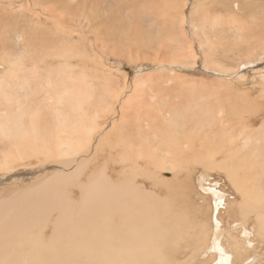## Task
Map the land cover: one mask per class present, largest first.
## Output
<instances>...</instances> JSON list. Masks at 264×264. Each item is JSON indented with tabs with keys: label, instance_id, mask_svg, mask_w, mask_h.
I'll list each match as a JSON object with an SVG mask.
<instances>
[{
	"label": "rangeland",
	"instance_id": "rangeland-1",
	"mask_svg": "<svg viewBox=\"0 0 264 264\" xmlns=\"http://www.w3.org/2000/svg\"><path fill=\"white\" fill-rule=\"evenodd\" d=\"M263 24L264 0H0V90L4 89L0 95L12 88L22 91L30 76H38L30 80L34 81L35 88L32 84L28 87L32 86L31 91L35 93L26 91L31 98L23 107L26 105L24 109H27L28 116L33 115L32 111L34 114L38 112L37 120L43 135L52 136V117L59 115L73 138L82 136L85 130L90 129L92 114L89 110L93 106L100 115L101 129L109 132L114 121L119 123L109 132V137L104 136L105 139L102 130L93 135L94 146L97 142L101 146L96 148L98 153L86 158L91 160L86 178L89 177L81 181L84 185H79L86 187V181L87 185L90 179L101 173L106 174L116 186L118 180L119 183L134 180V185H138L141 192L165 207L162 220L169 223V230L176 232L179 241L176 246L172 245L179 259L177 264H216L218 254L212 248L214 239L224 254L231 256L230 264H264ZM60 55L64 58L58 59ZM54 66L65 73L63 90L51 89L46 84V92L52 98L51 107L41 106L35 101V94L41 91L36 90L39 88L36 84L46 80L43 74ZM136 87L137 92H134ZM5 96L2 95L4 98L0 103V129L8 125L7 128H11L17 120L13 102L7 103ZM127 101H132L133 105H122ZM154 104L158 107L155 108ZM124 107L132 117L129 120L123 118L120 122L118 118L120 111L125 112ZM193 107L197 108L193 112L196 114L199 110L196 115L202 116H198L201 121L196 117L201 122L200 126L194 118L196 115L188 112ZM173 109L175 113L181 112L178 114L180 118H176L177 113ZM147 111L152 116L146 114ZM184 111L186 115L194 114L196 125L191 129L193 118L190 117L185 126L181 123L182 116H186L182 115ZM155 112H159V118ZM165 112L173 115L163 117ZM137 113L141 114L143 123L134 120ZM139 128H142L140 142L135 143L137 139H134L132 143L135 146L131 149L124 142L129 138L126 141L129 143L140 135ZM2 138L0 162L7 165L6 173L11 168L13 173L10 170L9 177L5 171H0V201L11 198L24 188L36 186L51 174L50 163L56 165L52 163L54 160L46 161L44 152L38 154L28 149H17L11 146L15 145L16 139L6 137L9 138L6 141ZM136 144H144L145 147L136 149ZM251 146L254 152L249 156ZM152 148L156 159L162 150L170 156L176 152L174 163L177 166L173 171L168 169V163L163 169L165 172L153 168L159 164L154 163L156 159H151ZM231 148L233 151L230 152L228 149ZM156 151H159L157 156ZM134 158L136 162L139 159L140 167L133 166ZM165 160H168L167 156ZM44 167L48 169L44 170ZM210 190L220 194V207L213 203ZM68 191L70 195L67 197L77 203L81 194L79 188L72 185ZM56 217L57 213L51 212L49 218L52 219L46 220L45 231L41 230L43 240L50 237L53 218ZM261 217L263 219L258 221Z\"/></svg>",
	"mask_w": 264,
	"mask_h": 264
},
{
	"label": "bare ground",
	"instance_id": "bare-ground-1",
	"mask_svg": "<svg viewBox=\"0 0 264 264\" xmlns=\"http://www.w3.org/2000/svg\"><path fill=\"white\" fill-rule=\"evenodd\" d=\"M172 4H173V6H175V1H173ZM215 15H213V16H215ZM210 24H212V22H210ZM210 24H209V26H211ZM224 42H225V40H224ZM202 44H203V42H202ZM63 58H64L63 55L58 56V59H63ZM57 64L58 63H55V65H57ZM52 65H53V62H51L50 66H52ZM35 67H37V65L34 66V68ZM31 71L33 72V70H31ZM11 73L13 74V72H11ZM39 73L40 72H38V74ZM43 73H45V72H43ZM59 73H61L62 75H58ZM12 74H11V77H12ZM33 75H35V74H33ZM43 76L46 80H41V83H39L40 85L36 84V87L39 86V88H36V90L40 89L41 91L39 92V90H38L37 91L38 95L35 94L37 96V99L35 101L38 102L39 105L44 104V105L50 106L49 103L51 102L52 98H51V95H49L46 92L47 91L45 89L46 84H47V86L49 85V87L51 89H52V87H55V89L62 91L63 90L62 82L66 76H65L64 72L58 71L56 69V66H54L51 70L48 69L47 72L45 74H43ZM30 77H31L30 78V80H31L32 78H34V77L37 78L38 76H33V77L30 76ZM36 78H35V80H36ZM30 80H29V82H27L25 84V87L23 88L22 91H17V90H14L12 88L11 90H8V91L5 90L8 92V94L5 91H4L5 94H2L4 96L6 95L5 97L9 99V100L6 99L5 100L6 102L12 100L14 106H12V105L11 106L13 107L12 108L13 113L14 114L17 113V120L15 121L14 124H13V122L11 123V124H13V126L11 128L10 127L7 128L9 126L8 125L6 128L4 127L5 129L4 128L0 129V135H1L0 138H2V136H3L5 139H6V137H9V138L12 137L11 138L12 140H13V138L16 139L15 145H11V146H16L17 149H23V150L28 149V150H31L32 152H36L38 154H43V152H44L45 157H46V161L54 160V162H52V163H55L56 165H52L50 163L49 171L51 172V174L44 177V179L41 180L39 183L37 182L38 184L36 186L34 185V186H31L30 188H27V189L24 188L25 190L23 189L21 191L15 192L11 198L0 201V264H177V262H179L178 261L179 259L176 258V249H174L172 247V245L176 246L179 241L177 242L176 232H171L169 230V228H170L169 223H166V222H164V220H162L163 219L162 214H164L166 211L165 207H162V205L159 203H158L159 204V206H158L155 198H150V197H148V195L146 193L141 192L140 187L138 185L137 186L134 185V183H133L134 180H131L129 182H128V180L127 181L125 180L124 182L119 183V180L116 179V180H118V183L120 184V185H118V183H117V186H116L115 184H113L111 181L108 180V178L106 177V174L101 173L100 175H95L94 178L90 179L87 185H86V183H87V181H86V183H85L86 187L79 185V184H81V181L83 179H87L89 177L88 176L86 178V176L88 174V170L91 169L89 167V163L91 160L86 159V158H88V156H90L92 154L98 153L99 149H96V148L98 146H101V145H99V142H97V144L94 146V143H93L94 136L93 135L102 130L101 131L102 137H103V139H105L104 136L105 137L108 136V134L112 130V128L116 129L115 125L119 124V123L114 121L110 125L109 132L106 131V129H104V128L101 129L102 124H100L99 123L100 121H98L100 118V115L98 113L97 108L95 106H93L92 110H89L92 114V119H90V124H89L90 129L85 130L82 136H78L77 138H73L72 135L70 134V130L65 127L64 119L59 117V115L52 117V127H53L52 136L43 135V134H41V131H40L41 130V127L39 125L40 123L37 120V118H38L37 113L38 112H36V114H34L35 112L32 111L33 115H29L30 116L29 117L28 113L26 112L27 109H26V111L24 109V107H26V105H24V107H23V104H25L27 102L26 100H28V102H29V99L31 98L30 94L28 95L27 92L35 93L33 90L31 91L32 86H31V88L28 87L30 84H32L33 86L35 85L34 81L31 82ZM32 80H34V79H32ZM38 82H39V80H38ZM10 86H12V85H9V87ZM112 86H113V84H112ZM112 86L109 87V89H111ZM13 87H14V85H13ZM106 87H108V85H106ZM33 88H35V86ZM3 90L4 89H2V91ZM1 92H0V94H1ZM134 92H137V87H136V90ZM2 95H0V98H1L0 103H2V99L4 98V97H2ZM35 95H34V97H36ZM181 95H183V94L181 93ZM34 97H32V98H34ZM186 97H187V95H186ZM241 98H242V96H241ZM150 99H152V102H154L153 98H150ZM262 100H261V102H262ZM90 101H92V100H90ZM244 101H246V100H244ZM7 103H9V102H7ZM30 103H32V102H30ZM127 103L130 105H133L132 101H130V102L127 101L125 104L124 103L123 104L121 103V104L127 105ZM140 104H142V103H140ZM156 104H154V106ZM206 104H208V103H206ZM4 106H5V103H4ZM4 106H3V108H4ZM220 106H221V104H220ZM9 107H10V105L8 106V108ZM34 107L35 106H33V109H34ZM37 107H38V105H37ZM157 107L155 106V108H157ZM206 107H207V105H206ZM43 108H45V107L43 106ZM46 108H48V107H46ZM121 108H119V109H121ZM124 108L126 109L124 113H123L124 110L120 111V117H119L120 119L118 118V120H120V122L123 118L126 119V117H127V120H129L130 117H132V113L130 111H128L126 107H124ZM231 108H233V107H231ZM150 109L152 111H154L152 108H150ZM174 109H177V108L175 107ZM184 109L185 108L183 107V110ZM195 109H197V108H195ZM195 109L193 107L192 110L190 109L191 111L189 110L188 112L192 114L193 110L195 112ZM221 109H223V108H221ZM4 110H5V108H4ZM36 110H38V108ZM138 110H140V109H138ZM144 110H145V108H144ZM144 110H141V111L144 112ZM141 111H139V112H141ZM175 111L176 110H174V113H175ZM196 111L199 112V110H196ZM149 112L146 114L150 115ZM167 112L164 113L163 117H166L167 115H169ZM176 113L178 116V117L176 116V118H180L178 114L181 112H179V113L176 112ZM185 113H187V112L184 111V113H182V115L183 114L186 115ZM4 114H6V112ZM4 114H3V117H5ZM155 114H157V113L155 112ZM158 115H160L159 112H158L157 116ZM170 115H169V117H170ZM172 115H173V113H172ZM193 115L182 116L183 118H182L181 123L183 124V126H185V124H188L187 121L191 120L193 118L192 117ZM150 116H152V115H150ZM157 116H154V118L156 117L155 119H157ZM198 116L196 115L194 118L196 119V117H198ZM10 117H12V116H10ZM190 117H191V119H190ZM199 117L202 118L201 115ZM199 117H198V119H199ZM12 118H15V115ZM158 118H159V116H158ZM194 118L192 120L193 124H191L190 123L191 121H189V123L191 124L190 129L192 128V125H196L194 123L195 122ZM205 118H207V116ZM143 119H145V116ZM151 119H153V118H151ZM198 119H196V122H198L200 120V119L199 120ZM5 120H3V121H5ZM12 120L14 121V119H12ZM134 120H136V123H137V121H139L138 122L139 124H140V122L143 123L141 114H138V116H136V118H134ZM147 120H148V118H147ZM6 121H8V120H6ZM200 121L197 123V126L199 123H201ZM4 123H6V122H4ZM199 126H200V124H199ZM105 128H106V126H105ZM197 128L199 129V127H197ZM204 128H206V127L204 126ZM204 128L202 127L201 129L204 130ZM187 129L189 132L190 129L188 127H187ZM148 130H150V128H148ZM138 131H139L140 135H138L137 137H133L129 143L126 142L129 138L124 142L126 144H129L131 149H133L135 146V144L133 145V143H132V141H134V139H137V142L134 141L135 143L140 142V141L138 142V140L142 136V132H141L142 128H139ZM167 133H168V131H167ZM133 134H135V133H133ZM136 134H138V133H136ZM240 136H242V135H240ZM4 138H2V139H4ZM8 139H6V141ZM256 142H258V141H256ZM225 143H227V142H225ZM229 143H227V144H229ZM126 144H124V146ZM217 144H216V146H217ZM213 145H215V143ZM141 146L145 147L144 144L143 145L136 144L135 148L137 149V147H141ZM251 147L248 150L249 156L251 154H253V152H254V150H253L254 148L253 147L251 148ZM127 148H129V147H127ZM127 148H126V150H127ZM152 150H153V148H152ZM228 150L230 152L233 151L232 148L228 149ZM163 151L164 150H162V153H160V154H159V151L158 152L156 151L157 152L156 156L159 154L157 159L155 158V151L154 152L151 151V154H150L151 159H156V160L155 161L150 160V161L151 162L154 161V163L156 162L157 165L159 164L158 167H153V168H157V169L160 168L163 170L165 168V165H167V163H168V169L170 171H173L174 168L177 166L174 163V161L176 159V154H175L176 152L174 151L172 153V155L170 156V154H167L165 151L164 152ZM18 152H17V154H18ZM89 152H91V153L89 154ZM9 153L12 154V152H10V151H9ZM24 153H25V151H24ZM27 153H28V151H27ZM25 154H24V156H27ZM225 154L226 153H224V155ZM227 155L229 156V154H227ZM166 156L168 157V160H165ZM182 156H183V154H182ZM212 156H210V157H212ZM15 157H17V156H15ZM17 158H20V157H17ZM135 158L133 161H135ZM137 158H140V157L137 156ZM213 158L216 159V157H214V156H213ZM7 159H9V158H7ZM194 159H196V158H194ZM222 159H224V157ZM16 160L17 159L15 158V161L14 160L13 161L16 162ZM125 160L127 161V159H125ZM138 161H139V159H138ZM212 161H213V159H212ZM232 161H234V160L232 159ZM129 162H130V160H129ZM137 162L135 161L133 166H136L138 168L140 166H138ZM222 162H224V161L222 160ZM130 163H128V164H130ZM147 164L149 165V163H147ZM196 164H198V163H196ZM210 164H212V163H210ZM228 164H229V162H228ZM153 165H155V164H153ZM213 165H214V162H213ZM189 166H191V165H189ZM10 168H11V166H10ZM44 168H46V167H44ZM6 169H7V165L0 162V171H5V173H6ZM47 169L48 168H46L44 170H47ZM10 170H11V173H13L12 168ZM10 170L7 171V173H6L7 175H9L8 173L10 172ZM205 170H207V169H205ZM15 171L17 172V170H15ZM33 171H32V173L34 174ZM35 171H37V169ZM27 172H30V170H28ZM27 172H25V173H27ZM91 174L92 173H90V175ZM5 177H7V176H5ZM5 177H4V179H5ZM9 177H10V175H9ZM39 177H42V176L39 175ZM227 177H229V175ZM160 178L157 179V182H158V180L160 181ZM168 180H170V179H168ZM8 181H10V180H8ZM14 181H15V179H14ZM15 182H17V181H15ZM10 184H12V183H10ZM72 185L77 186L79 188V192H81L80 196L77 197V199L79 198V201L77 200L78 201L77 203L71 201V199L67 197L70 195V193H68L69 192L68 190H70ZM81 185H84V184L82 183ZM234 185H236V184L234 183ZM76 191H78V190L76 189ZM213 191H216V190H212L210 193V195L212 196V199L214 201L213 203H215L217 205V207H220L222 205V202L220 199L221 196H220V194H217ZM246 192L249 193L248 190ZM156 194L154 196H156ZM241 204H243V203H241ZM166 205H167V202H166ZM168 205L171 208H173L170 204H168ZM243 205H245V204H243ZM229 206H231V204ZM228 208L230 209V207H228ZM169 210L167 211V213L169 212ZM174 210H171V212L172 211L174 212ZM239 210H241V207ZM51 212H56L57 217L53 218L55 221H53L54 222L53 227H52L53 230L51 229L52 233L50 234L49 238L47 237L48 240L45 241L42 239L43 233H41V230L45 229V228H43L44 224L47 223L46 220L50 217ZM175 212H176V210H175ZM178 213H180V212H178ZM172 214H174V213H172ZM176 215L178 216V214H176ZM182 215H184V214H182ZM209 215H210V213H209ZM256 216L259 217L258 215H256ZM49 219L51 220L52 218H49ZM242 219L244 220L245 218H242ZM262 219L263 218L261 217L259 220L258 219L257 220L260 221ZM217 220H219V219H217ZM235 223H233V224H235ZM257 224L260 225L261 223L258 222ZM262 225H263V223H262ZM48 226H49V223H48ZM48 226H47V228H48ZM49 228H51V227H49ZM178 228H179V226H178ZM194 228H196V227H194ZM209 228L211 229L212 227H209ZM196 230H194V231H196ZM230 230H232V229H230ZM235 230H237V228ZM235 230L233 232H235ZM43 231H45V230H43ZM182 231L184 232V229H182ZM223 231H224V229H223ZM183 232L180 234L181 235L184 234ZM231 233H232V231H231ZM219 234H220V231L217 230V235H219ZM245 236H248V234H245ZM192 238H191V240H192ZM191 243H192V241H191ZM184 244H185V242H184ZM193 246H192V248H193ZM236 246L237 245H235V247ZM212 248H213L214 252L216 254H218V260H217L216 264H230V257L231 256L229 257L227 254H224V251L218 246L217 239L213 240ZM203 251H204V249H203Z\"/></svg>",
	"mask_w": 264,
	"mask_h": 264
}]
</instances>
